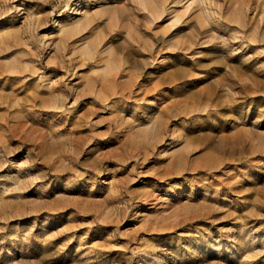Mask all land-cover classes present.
<instances>
[{"label": "rangeland", "instance_id": "1", "mask_svg": "<svg viewBox=\"0 0 264 264\" xmlns=\"http://www.w3.org/2000/svg\"><path fill=\"white\" fill-rule=\"evenodd\" d=\"M145 1L0 0V264H264V0Z\"/></svg>", "mask_w": 264, "mask_h": 264}, {"label": "bare ground", "instance_id": "2", "mask_svg": "<svg viewBox=\"0 0 264 264\" xmlns=\"http://www.w3.org/2000/svg\"><path fill=\"white\" fill-rule=\"evenodd\" d=\"M67 1V6L69 5V3L72 1V0H66ZM163 1H165V0H163ZM139 2H140V4H142V5H145L146 4V1L145 0H139ZM169 3V2H168ZM200 3V2H199ZM192 4V3H191ZM195 5V4H194ZM198 5V4H197ZM147 7V6H146ZM160 7H163V5L161 4L160 6H159V8ZM148 8V7H147ZM200 8V7H199ZM201 9V8H200ZM188 10V9H187ZM202 10V12H203V8L201 9ZM72 12H74L73 13V15H76V16H78V15H80V12H78V10H76V9H73V11ZM217 12V11H216ZM161 13V12H160ZM206 13V12H205ZM205 13H202L203 15L205 14ZM206 15H207V13H206ZM205 15V16H206ZM210 15V14H209ZM76 16L74 17L75 19H76ZM204 16V17H205ZM200 17H202V16H200ZM236 17V20H238V22L241 24V23H245V17L243 16V14H242V12H239V13H237V15L235 16ZM234 17V18H235ZM81 18V17H80ZM208 18H210V16L208 17ZM212 18V17H211ZM210 18V19H211ZM79 19V18H78ZM87 20H86V18L85 17H82L81 19H79V20H76V21H73V26H69V27H67L66 25H65V23H61L60 24V26H59V28H58V31L59 32H62V33H64V34H71L72 32H74L75 31V29L77 28V26L80 24V23H84V22H86ZM207 23V22H206ZM209 23V22H208Z\"/></svg>", "mask_w": 264, "mask_h": 264}]
</instances>
